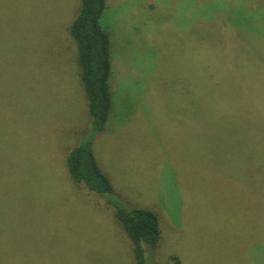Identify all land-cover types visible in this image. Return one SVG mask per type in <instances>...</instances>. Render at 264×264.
<instances>
[{
  "label": "rangeland",
  "instance_id": "1",
  "mask_svg": "<svg viewBox=\"0 0 264 264\" xmlns=\"http://www.w3.org/2000/svg\"><path fill=\"white\" fill-rule=\"evenodd\" d=\"M80 2L0 0L12 253L134 264L116 212L146 210L160 239L145 264H264V0H105L113 103L99 133L69 33ZM88 143L107 192L69 173Z\"/></svg>",
  "mask_w": 264,
  "mask_h": 264
},
{
  "label": "trees",
  "instance_id": "2",
  "mask_svg": "<svg viewBox=\"0 0 264 264\" xmlns=\"http://www.w3.org/2000/svg\"><path fill=\"white\" fill-rule=\"evenodd\" d=\"M105 9V0H81L77 15L69 28L77 48L80 83L94 133L104 130L112 108L110 80L111 51L107 34L99 20ZM5 54V55H4ZM0 109H12V48L0 56ZM4 132V133H3ZM12 137L11 126H0V264H26L30 256L13 252L12 246ZM73 149L67 158L72 179L85 184L94 193L110 190L107 180L98 170L90 150ZM116 220L130 240L134 264L144 263V247L155 246L160 229L155 215L146 210L116 212ZM61 264H70L68 260Z\"/></svg>",
  "mask_w": 264,
  "mask_h": 264
}]
</instances>
